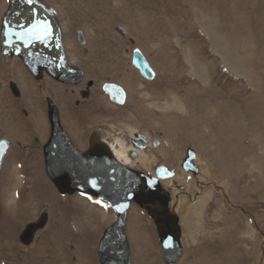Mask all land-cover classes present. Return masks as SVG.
I'll list each match as a JSON object with an SVG mask.
<instances>
[{"label":"rangeland","instance_id":"rangeland-1","mask_svg":"<svg viewBox=\"0 0 264 264\" xmlns=\"http://www.w3.org/2000/svg\"><path fill=\"white\" fill-rule=\"evenodd\" d=\"M43 1L57 14L68 59L91 85L70 88L48 75L39 83L19 57L1 55L0 43V139L12 145L0 170V264H99V240L116 219L110 206L62 195L46 176V97L77 147L101 129L133 149L138 133L149 144L130 167L174 173L162 182L182 231V256L172 264H264V0ZM8 7L0 0V33ZM134 49L153 79L132 65ZM10 81L20 97L6 88ZM106 82L123 87L124 104L102 90ZM188 148L197 174L183 169ZM44 210L47 224L22 243L21 231ZM125 227L132 264H168L137 204Z\"/></svg>","mask_w":264,"mask_h":264},{"label":"water","instance_id":"water-1","mask_svg":"<svg viewBox=\"0 0 264 264\" xmlns=\"http://www.w3.org/2000/svg\"><path fill=\"white\" fill-rule=\"evenodd\" d=\"M9 7L3 16L0 33L1 55L5 58L18 56L25 67L39 83L45 75L65 84L76 85L83 77V71L68 59L63 42L62 29L54 9L43 0H8ZM37 21L49 24V34L41 38L28 35ZM40 33V29L35 30ZM79 41L84 38L79 31ZM132 65L148 80L155 73L141 50L134 49ZM10 89L15 97L21 92L14 81ZM106 91L117 103L125 102V91L119 85L105 83ZM47 116L50 134L42 146L46 176L61 194L82 193L98 199L110 206L116 214L115 221L103 232L98 243L97 259L99 264H132L130 246L126 234V219L132 204L146 210L156 226L161 251L165 263H177L183 252L182 231L179 217L170 209L171 192L161 183V179H171L174 173L164 166H159L156 175L134 169L122 164L95 132L89 136L86 151H80L71 141L63 128L59 109L50 97H46ZM143 135L137 134L136 137ZM155 145V143L153 144ZM10 142L0 139V170L9 150ZM136 149L144 145L134 142ZM137 158L135 151H129ZM183 169L197 174L193 162L197 155L187 149ZM122 208V211H118ZM49 220L47 210L35 221L29 222L21 231L20 241L31 244L35 233L45 227Z\"/></svg>","mask_w":264,"mask_h":264},{"label":"flooded vegetation","instance_id":"flooded-vegetation-1","mask_svg":"<svg viewBox=\"0 0 264 264\" xmlns=\"http://www.w3.org/2000/svg\"><path fill=\"white\" fill-rule=\"evenodd\" d=\"M83 35V34H82ZM78 36H79V33H78ZM79 39V38H78ZM64 42V41H63ZM80 42V41H79ZM17 56H14V57H12V58H16ZM5 58V57H4ZM18 58V57H17ZM5 59H11V58H5ZM74 65H76V64H74ZM76 66H78V65H76ZM28 70V69H27ZM86 78V75H85V73H84V75H83V77H82V79L80 80V82L78 83V84H76V85H72V84H65V83H62V82H60V81H56V80H54L53 78H51L53 81H55L56 83H59V84H62V85H65V86H68V87H70V88H72V87H82V86H84L85 88H88V86L89 85H91V82H87L86 84H83L84 83V79ZM86 82V81H85ZM10 83H11V81L9 82V86H7L6 88H8V89H10ZM38 83V82H37ZM106 83H113V84H116V85H119V84H117V83H114V82H106ZM105 84V83H104ZM103 84V85H104ZM103 85H102V90L104 91V89H103ZM123 88V87H122ZM4 89V88H3ZM2 90V85H1V83H0V91ZM20 90V89H19ZM79 90H80V92H82L84 95L85 94H89V92L87 91V90H85V89H82V88H79ZM124 90V89H123ZM125 91V90H124ZM10 92L12 93V91H11V89H10ZM109 97H110V99H112V101H114L115 103H117L106 91H104ZM13 94V93H12ZM51 98V97H50ZM52 99V98H51ZM126 99H127V94H126V91H125V102H126ZM45 100H46V98H45ZM53 100V99H52ZM124 102V103H125ZM46 103H47V101H46ZM54 103H55V101H54ZM123 103V104H124ZM56 104V103H55ZM57 105V104H56ZM57 107H58V105H57ZM58 109H59V117H60V121H61V123H62V119H61V113H62V111H61V109L58 107ZM27 124H29L30 123V121H25ZM48 122H49V120H48ZM36 124H35V126L36 125H38V122L36 121L35 122ZM25 124V123H24ZM62 125H63V123H62ZM63 128H64V130L66 131V133L68 134V136L69 137H71V135H70V133L65 129V127L63 126ZM100 130L101 129H97L96 131H92L91 133H93V132H95V136L97 137V139H100V140H102L105 144H107V146L111 149V151H112V153H114L113 152V148H112V146L108 143V142H106V140L104 141L103 140V138H102V136H101V132H100ZM91 133H89V135H88V138H87V145H86V148L84 149V148H80V147H77V145L74 143V140L72 139V138H70L71 139V141L73 142V144L80 150V151H82V152H84V151H86L87 150V148H88V146H89V144H88V142H89V136L91 135ZM48 134H50V124H49V133ZM138 133H136L135 134V136H134V138L132 139V145H133V149H130L131 151L132 150H135L136 151V149H135V147H134V142L135 143H137V144H140V145H144V147H147V145L149 144V141H145L142 137H136V135H137ZM2 139V138H1ZM5 139H7V138H5ZM8 140V139H7ZM48 140V139H47ZM9 141V140H8ZM10 142V147L12 146L11 145V141H9ZM154 142H156V141H154ZM45 144V143H44ZM43 144V145H44ZM42 145V146H43ZM9 147V148H10ZM139 149V148H138ZM145 149V148H144ZM143 149V150H144ZM142 150V149H141ZM114 155H115V153H114ZM136 155L138 156V153H136ZM116 157V156H115ZM141 157V156H140ZM117 158V157H116ZM118 159V158H117ZM43 160H44V158H43ZM131 165L129 164V167H130ZM155 175V174H154ZM163 180H165V179H161V183L163 182ZM163 185V184H162ZM172 196V195H171ZM155 225V224H154ZM132 259V258H131Z\"/></svg>","mask_w":264,"mask_h":264},{"label":"bare ground","instance_id":"bare-ground-1","mask_svg":"<svg viewBox=\"0 0 264 264\" xmlns=\"http://www.w3.org/2000/svg\"><path fill=\"white\" fill-rule=\"evenodd\" d=\"M120 31H122V32H126L123 28H120ZM0 43H1V41H0ZM145 56V55H144ZM14 57V56H13ZM18 57V56H17ZM9 58H12V57H9ZM20 58V57H19ZM147 59V58H146ZM241 66V65H240ZM153 69V68H152ZM154 71V70H153ZM154 73H155V71H154ZM176 102V101H175ZM178 102V101H177ZM97 132V131H96ZM101 134V136H102V138H103V140L105 141L106 139H105V136L103 135V133L101 132L100 133ZM106 142H108L111 146H112V148H113V152L115 153V156L118 158V160L122 163V164H124V165H126V166H128L129 167V164L131 165V163H132V160L133 159H135L134 157H131L130 156V154H129V151H131L129 148H127L126 147V145H124V144H122L120 141H118V140H115V141H113V142H110V141H108V140H106ZM136 149V148H135ZM141 150V149H140ZM139 150V151H140ZM132 151H135V150H132ZM139 151H138V149H136V153H139ZM142 152V151H141ZM142 157H140V158H142V160L144 161V162H146L147 161V155H141ZM132 166V165H131ZM156 175V174H155ZM161 181V180H160ZM54 185V184H53ZM55 186V185H54ZM56 187V186H55ZM58 190V189H57ZM78 193V192H77ZM75 194V193H74ZM82 194V193H81ZM62 195H67V194H62ZM84 195V194H83ZM89 196V195H88ZM177 202L178 203H180L181 202V200H177ZM171 203H172V196H171V202H170V209H171V211L173 212V213H176V211L173 209V207H172V205H171ZM133 205V204H132ZM131 205V206H132ZM199 205V204H198ZM139 206V205H138ZM200 207V206H199ZM131 208V207H130ZM112 209V208H111ZM113 210V209H112ZM146 211V210H145ZM194 212H195V214H194ZM196 212H197V210L195 209V208H193L192 209V211H191V215L193 216V215H195L196 216ZM146 213H147V211H146ZM148 214V213H147ZM199 214V213H198ZM149 215V214H148ZM150 217V216H149ZM151 218V217H150ZM152 219V218H151ZM153 220V219H152ZM195 225V224H194ZM125 229H126V227H125ZM42 230V229H41ZM40 231V230H39ZM38 232V231H37ZM36 232V233H37ZM35 233V234H36Z\"/></svg>","mask_w":264,"mask_h":264},{"label":"snow or ice","instance_id":"snow-or-ice-1","mask_svg":"<svg viewBox=\"0 0 264 264\" xmlns=\"http://www.w3.org/2000/svg\"><path fill=\"white\" fill-rule=\"evenodd\" d=\"M28 3H33V0H28ZM50 25L46 23H42L40 21H37L36 24H33L32 29L29 30L28 35L30 36H36V38H41V36L46 37L49 34ZM40 29V33H37L35 30ZM99 203V201H97ZM105 207H108V205H104ZM118 211H122V208H118Z\"/></svg>","mask_w":264,"mask_h":264}]
</instances>
